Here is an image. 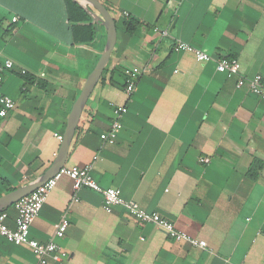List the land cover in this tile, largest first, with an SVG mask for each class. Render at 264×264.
Masks as SVG:
<instances>
[{"label":"crops","instance_id":"1","mask_svg":"<svg viewBox=\"0 0 264 264\" xmlns=\"http://www.w3.org/2000/svg\"><path fill=\"white\" fill-rule=\"evenodd\" d=\"M62 1L0 0V61L14 64L2 74L1 92L15 103L0 117V196L49 169L62 141L54 134L63 135L106 42L99 23L91 43L71 42ZM98 1L114 21V45L64 166L91 163L100 187L119 188L206 247L173 240L122 205L106 211L100 192H73L62 175L29 227L30 238L66 252L46 264H264V96L237 87L238 76L215 65L228 56L241 75L264 79V0ZM125 20L134 26L127 30ZM176 39L212 59L174 51ZM132 68L138 75L128 96L124 70ZM118 106L125 107L122 127L104 143L99 136ZM1 210L3 224L15 228L13 204ZM63 215L66 231L54 237ZM0 264L38 259L29 246L0 238Z\"/></svg>","mask_w":264,"mask_h":264},{"label":"built area","instance_id":"2","mask_svg":"<svg viewBox=\"0 0 264 264\" xmlns=\"http://www.w3.org/2000/svg\"><path fill=\"white\" fill-rule=\"evenodd\" d=\"M17 17L13 18L16 21ZM163 34L167 33L165 29ZM172 49L176 52L190 51L193 52L197 60L208 61L212 57L197 49L187 42L180 39H176L173 43ZM216 70L219 72H228L238 76L236 86H245L246 89L261 96H264V79L260 74H256L252 77H246L239 73V63L235 58L228 56H221L216 60ZM14 64L9 58L0 61V117H4L14 107L15 103L12 98L3 94L2 89V74L4 71L11 70ZM21 73H25V70H21ZM125 85L124 91L129 96L134 91L136 76L138 70L136 68L125 69ZM125 111L124 106H118L114 109V118L107 131L100 134V139L104 143H113L120 131L122 125L120 122V115ZM58 140H62V136L54 134ZM97 158V155L93 156V160ZM206 158H201V161H207ZM91 163H87L83 166H62L57 173L47 179L43 184L36 187L32 192L19 198L13 203L14 208L17 211L15 219V228L10 229L3 224L5 213H0V238L5 239L7 242L19 245L24 244L30 247L32 252L37 256L38 264H46L47 257L52 256L54 259H60L66 256V252L60 249V247L53 241L49 240L41 242L29 237V227L33 219L38 215L40 208L46 200L49 192L55 186L56 181L62 176L66 175L72 180L73 192H76L81 187H89L102 194V204L106 211H110L112 205H122L127 212L140 222L152 223L161 230H163L171 239L176 241H187L193 245H197L201 248L206 247L204 240H197L189 237L187 234L175 228L174 224L158 215L155 212H148L140 208L138 204L131 200H125L120 194V189L116 187H100L91 175ZM77 196H73L72 202L77 201ZM68 226V220L63 215L57 223L53 235L54 237H62Z\"/></svg>","mask_w":264,"mask_h":264},{"label":"water","instance_id":"3","mask_svg":"<svg viewBox=\"0 0 264 264\" xmlns=\"http://www.w3.org/2000/svg\"><path fill=\"white\" fill-rule=\"evenodd\" d=\"M77 2L91 17V21L95 23L102 24L106 31V42L104 48L100 54L98 61L95 64V67L88 75L83 88L74 101L70 113L67 118L66 126L62 135V141L60 143V147L58 153L52 162L49 169L40 176L39 180L32 184H27L24 186H20L15 190L7 192L0 196V210L13 204L19 198L27 195L32 192L36 187L43 184L47 179L52 177L57 171L64 166L65 159L68 154V149L70 146L71 139L73 137L80 113L82 111V106L86 99L88 98L94 84L99 79L104 66L106 65L111 50L114 45L115 39V24L114 21L108 11V9L101 4L98 0H72ZM88 4V7L86 6ZM90 6V7H89ZM172 28L169 29L171 31Z\"/></svg>","mask_w":264,"mask_h":264},{"label":"trees","instance_id":"4","mask_svg":"<svg viewBox=\"0 0 264 264\" xmlns=\"http://www.w3.org/2000/svg\"><path fill=\"white\" fill-rule=\"evenodd\" d=\"M63 17L66 20V28L73 43H91L98 31V25L91 22L89 14L77 3L72 0H63ZM22 19V18H21ZM132 20L123 21L127 30L134 26ZM125 85V84H124ZM4 210H1L3 212Z\"/></svg>","mask_w":264,"mask_h":264}]
</instances>
